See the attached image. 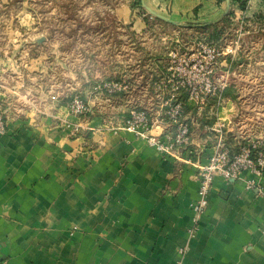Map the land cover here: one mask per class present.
Listing matches in <instances>:
<instances>
[{
    "label": "crops",
    "instance_id": "obj_1",
    "mask_svg": "<svg viewBox=\"0 0 264 264\" xmlns=\"http://www.w3.org/2000/svg\"><path fill=\"white\" fill-rule=\"evenodd\" d=\"M250 4L249 10L237 9L236 18L264 11V0ZM142 5L167 21L171 32L167 39L165 26L149 25L138 8L123 7L122 15L134 21L131 28L143 32V44L155 50L131 58L132 74L118 89L142 91L141 96L174 91L166 83L173 75L170 53L183 32L217 23L237 7L233 0ZM3 95L23 98L17 88ZM108 100L101 93L88 99L93 110L87 116L63 104L31 109L0 132V264H264V174L262 187L254 189L246 185L253 177L248 170L235 179L217 174L207 209L198 218L193 211L197 162L213 150L207 125L221 123L233 132L235 99L225 95L219 105L200 107L187 99L192 140L180 158L163 155L132 130L107 128L136 104H155L144 98ZM164 130L175 132L176 126L155 128Z\"/></svg>",
    "mask_w": 264,
    "mask_h": 264
},
{
    "label": "rangeland",
    "instance_id": "obj_2",
    "mask_svg": "<svg viewBox=\"0 0 264 264\" xmlns=\"http://www.w3.org/2000/svg\"><path fill=\"white\" fill-rule=\"evenodd\" d=\"M131 1L0 0L1 91L17 88L23 97L17 100L16 96V100L11 101L7 95L11 117L20 116L31 109L41 112L61 104L72 108L76 98L93 99L100 93L109 102V95L105 91H120V84L125 87L128 83L126 74H132L131 68L134 66L130 65L131 58L148 56L155 51L149 44H143L146 40L143 32L131 28L134 23L132 18L122 15L123 7L131 5ZM250 3L251 0L244 9L236 4L234 9L249 10ZM135 8H138L140 16L145 13L141 8ZM244 19L243 24L248 25L242 28L243 34L231 33L224 44L219 46L223 49L230 43L236 45V41H239L241 48H248L244 50V55L249 58L248 62L235 69L232 65L229 71L222 64L226 62L221 56L218 63L213 64V77H216V83H222L227 75L235 79L238 98H234L237 110L233 118L232 133L242 141H264V22L261 24L253 16ZM254 19L255 22L251 24ZM236 20L242 22L243 19L238 17ZM163 26V32L169 39L171 28L168 24ZM260 26L263 29L258 31ZM192 33L194 32H183L182 37L186 42L183 49L195 51V56L201 57L198 60L212 63L208 50L202 47V44L207 46V41H190ZM165 51H169L167 47ZM164 55L168 59V53ZM195 71V78L199 80L197 82H202L203 70L197 66ZM116 83L118 85L115 87ZM166 83L168 86L169 82ZM141 92L130 91L127 96L122 95L120 100L132 98L140 101L144 98L148 105H153L162 103L167 98L166 91L159 95L156 94L157 91H147L144 96L140 95ZM86 102L92 107L89 101ZM139 105L149 109L155 107H146L142 103ZM91 112L81 115L87 116ZM215 115L212 113V117ZM210 130L213 131L211 136H214L213 140L216 142L217 131Z\"/></svg>",
    "mask_w": 264,
    "mask_h": 264
},
{
    "label": "built area",
    "instance_id": "obj_3",
    "mask_svg": "<svg viewBox=\"0 0 264 264\" xmlns=\"http://www.w3.org/2000/svg\"><path fill=\"white\" fill-rule=\"evenodd\" d=\"M237 30L238 33L243 34L242 25ZM207 46L202 44V47L208 50V55L212 58V63L203 61L200 56L196 57V52L185 51L183 47L172 50L170 53L172 59L173 75L168 80L173 85L174 91H168L169 96L162 101V109L154 115H149L145 109H133L131 116L123 122H110L107 125L108 129L119 130L129 129L136 134L145 136L149 142L156 146L157 149L165 156L173 155L182 157L183 151L187 149L192 140V131L190 123L184 119V103L177 98V92L184 88L188 90V101L196 102L198 107L204 104L208 95L220 93L228 84L229 75L224 77L222 83H216L214 75L213 64H217L219 58L222 56L224 64L229 68L233 65L236 53L240 50L239 41L230 43L229 45L220 48L219 45L206 42ZM184 47L186 42L182 44ZM208 47V48H207ZM201 61L202 63L200 64ZM200 66L202 72V82H197L195 76L197 75L195 68ZM118 84H114L116 87ZM120 87L122 85L120 84ZM1 91L0 84V132L8 131L12 121L11 110L7 106L6 97ZM72 111L77 114H85L92 111L82 98H76L72 105ZM164 108V109H163ZM173 124L176 126V131H165L156 133L155 128L159 125ZM214 126V127H213ZM209 129L217 131L218 137L216 142H211L212 152L209 153L205 161H198V178L199 191L198 198L193 205V211L197 218L205 212L209 205V196L213 187L215 176L222 174L226 178H238L244 171H250L253 177L247 180V188H261L262 177L264 174V141L261 139H252L248 143L241 144L238 152L232 153L230 146L227 143V134L229 130L223 125L216 122Z\"/></svg>",
    "mask_w": 264,
    "mask_h": 264
},
{
    "label": "trees",
    "instance_id": "obj_4",
    "mask_svg": "<svg viewBox=\"0 0 264 264\" xmlns=\"http://www.w3.org/2000/svg\"><path fill=\"white\" fill-rule=\"evenodd\" d=\"M249 0H233L234 4H238L239 7H241L242 9L246 8V5L248 3ZM131 6L133 8L135 7H139L141 8L145 13V19L147 21V23L150 25H154V24H169L167 21L158 18L156 16L152 17L151 14L147 13V10L143 7L142 5V0H132L131 2ZM253 17H255V19H257V21H260L261 24H263L264 22V11L260 12L258 14L253 15ZM246 18H250V17H246ZM255 19L251 22V24L253 22H255ZM251 21V19H249ZM250 21L248 23H250ZM239 25V22L236 20V10L234 8L231 9L230 13L221 21L217 22V23H213L211 25H208L207 27H202V28H197L196 31L194 32L195 34H192V36L190 35V41H193V39H203L209 43H215L217 45H223L225 42V39H227V37L229 35H231V33L237 32V26ZM261 31V29H260ZM182 42L180 44L179 47H184L182 44L185 43V39L182 37ZM247 49V46L244 48H241L238 52H237V57L234 60L233 63V68L235 69L236 66L239 65H245L249 58H247V56L244 55V50ZM250 50V49H249ZM127 77V74H126ZM128 81V79H126ZM105 93H107L109 95V97H111L112 99L114 98H120L122 95H128L130 93V91H115V92H107L105 91ZM222 93V96L219 97V93L214 94V95H208V97L205 100V103L208 104L209 106L211 105H219L220 100L222 99L223 96L228 95V96H232L233 98H238V92H236V83H235V79L234 77L230 76L229 81L227 86L220 92ZM169 92L167 91V95L166 97L169 96ZM177 98L181 101H183L184 103V119H186L188 121L187 115L189 114V107L187 104V99H188V91H185V89H180L177 92ZM84 99V97H83ZM85 101H88L86 98L84 99ZM160 103L158 102L157 104H155L154 109H149V108H143L141 106H139L138 104H136V106L132 107L133 109H145L147 110L149 115H154L156 113V109L157 107H159ZM130 109L129 111L125 112V113H120L122 122L125 121L127 118H129L131 116V112L133 109ZM164 109V108H163ZM215 116L212 117V120H214ZM214 122V121H213ZM210 123V122H209ZM211 125H207V126H213L214 123H210ZM209 133L211 135H213V131L208 129ZM250 141H242L238 138V135H235L231 132H229L227 134V143L230 146L232 153H236L239 151L241 144L244 143H248Z\"/></svg>",
    "mask_w": 264,
    "mask_h": 264
},
{
    "label": "water",
    "instance_id": "obj_5",
    "mask_svg": "<svg viewBox=\"0 0 264 264\" xmlns=\"http://www.w3.org/2000/svg\"><path fill=\"white\" fill-rule=\"evenodd\" d=\"M143 4H144V6L147 7L152 13L158 15L159 17H161V18H163V19H165V20L171 21V19H169V18H167V17H165V16H163V15H161V14L155 12L153 9H151L150 7H148L147 4H146L144 1H143ZM229 11H230V10H228L227 13H228Z\"/></svg>",
    "mask_w": 264,
    "mask_h": 264
}]
</instances>
